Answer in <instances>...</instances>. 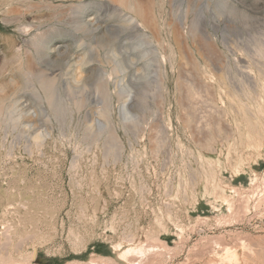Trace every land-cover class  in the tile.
Here are the masks:
<instances>
[{
    "label": "rangeland",
    "instance_id": "1",
    "mask_svg": "<svg viewBox=\"0 0 264 264\" xmlns=\"http://www.w3.org/2000/svg\"><path fill=\"white\" fill-rule=\"evenodd\" d=\"M126 2L0 0V264H264V0Z\"/></svg>",
    "mask_w": 264,
    "mask_h": 264
},
{
    "label": "bare ground",
    "instance_id": "2",
    "mask_svg": "<svg viewBox=\"0 0 264 264\" xmlns=\"http://www.w3.org/2000/svg\"><path fill=\"white\" fill-rule=\"evenodd\" d=\"M135 1H136V0H127V2H126V8H127L128 10H130L131 12L135 11V7H136ZM101 2H102V1H101ZM117 6H118V5H117ZM122 6H123V5H122ZM157 6H158V5H157ZM124 7H125V6H124ZM136 9H137V8H136ZM138 9H139V8H138ZM138 9H137V10H138ZM116 10H117V9H116ZM124 11H125V10H124ZM141 11H142V12H141ZM141 11H138V13H137L139 16L136 14V15L138 16V18L141 20V21H140V20L138 19V20L140 21L139 24H138V25H139L138 27H140V26H142V27H145V26L148 27V26H147L148 24H149V25L152 24V19L150 18V20H148V19H149V18H148L149 16L147 15L148 17H146V16L144 15L145 13L148 14V13H147L148 11L145 10V11H146V12H145L144 9H142V7H141ZM135 13H136V11H135ZM135 13H134V15H135ZM141 13H142V16H140ZM143 13H144V14H143ZM160 13H161V12H160ZM156 14H157V13H156ZM162 14H163V13H162ZM120 15H121V14H120ZM157 17H158V16H157ZM132 18H134V17H129V16H128L127 18H125V19L123 20V22H124V21H127V22H128L129 20H132ZM147 18H148V19H147ZM121 19H122V18H121ZM82 20H83V19H82ZM136 20H137V19H136ZM130 22H132V21H130ZM134 22H135V21H134ZM150 22H151V23H150ZM136 23H137V22H136ZM136 23H134V24H136ZM176 23H177V22H176ZM132 24H133V23H132ZM163 24H164V23H163ZM173 24H174V23H173ZM93 25H94V24H93ZM176 25H177V24H176ZM176 25H175V26H176ZM136 26H137V25H136ZM136 26H135V27H136ZM121 27H122V26H121ZM146 27H145V28H146ZM88 28H89V27H88ZM151 28H152V27H151ZM151 28H150V29H151ZM142 29H143V28H142ZM152 29H153V28H152ZM176 29H177V28H176ZM139 30H140V29H139ZM154 30H155V29H154ZM170 31H171V30H170ZM179 32H180V31H179ZM137 33H139V32H137ZM144 34H145V33H144ZM154 34H155V33H154ZM169 34H170V33H169ZM205 36H206V35H205ZM145 37H146V36H145ZM161 37H162V36H161ZM206 37H207V36H206ZM143 38H144V37H143ZM181 38H182V37H181ZM161 39H162V38H161ZM179 39H180V38H179ZM139 40H140V39H139ZM154 40H155V39H154ZM145 41L147 42V40H145ZM162 41H163V40H162ZM35 42H36V41H35ZM143 43H144V42H143ZM169 43H170V42H169ZM33 45H34V43H33ZM37 45H38V44H37ZM182 45H183V44H182ZM160 46H161V45H160ZM167 46H168V45H167ZM174 46H175V45H174ZM34 47H35V45H34ZM50 47H51V46H50ZM169 48H170V47H169ZM34 49H35V48H34ZM51 49H52V48H51ZM152 49H153V48H152ZM36 50H37V49H36ZM143 50H145V49H143ZM146 51H147V50H146ZM148 51H149V50H148ZM155 51H156V50H155ZM34 52H35V51H34ZM137 52H138V51H137ZM180 52H181V51H180ZM42 53H43V52H42ZM112 54H114V53H112ZM141 54H142V53H141ZM152 54H154V53H152ZM152 54H151V55H152ZM162 54H163V53H162ZM169 54H171V53H169ZM35 57H36V56H35ZM114 57H115V54H114ZM116 57H117V56H116ZM164 57H165V56H164ZM115 59H116V58H115ZM119 60H120V59H119ZM119 60H118V61L116 60L115 63L113 62L114 66H113L112 68H113L114 70H117V69L120 67V64H122V62L119 61ZM148 60H149V59H148ZM166 60H167V59H166ZM112 61H113V60H112ZM146 61H147V60H146ZM120 62H121V63H120ZM81 65H82V64H81ZM121 67H122V65H121ZM121 67H120V68H121ZM121 69H122V68H121ZM111 70H112V69H111ZM116 72H117V71H116ZM77 73H78V72H77ZM113 73H114V72H113ZM117 73H118V72H117ZM30 75H31V74H30ZM78 75H79V74H78ZM114 75H115V74H114ZM220 75H221V74H220ZM30 77H31V76H30ZM43 77H44V76H43ZM43 77H42V78H43ZM219 77H220V76H219ZM108 78H109V77H108ZM40 79H41V78H40ZM224 79H225V78H224ZM256 79H257V78H256ZM77 81H78V80H77ZM38 82H39V81H38ZM41 82H42V83H40L39 87L41 86L42 89H43V87H44V88H45V87H48V86H49V83H50V82L48 83V81L45 82V80H41ZM218 82H219V81H218ZM30 83H31V82H30ZM220 83H222V82H220ZM37 85H38V84H37ZM254 85H255V84H254ZM231 86H232V85H231ZM226 87H227V86H226ZM41 88H40V89H41ZM49 88H50V87H48V89H49ZM45 90H47V89L45 88ZM42 91H43V90H42ZM236 91H238V89H237ZM46 92H47V91H46ZM46 92H45V93H46ZM253 92H254V89H253ZM228 93H229V92H228ZM231 93H232V92H231ZM236 93H237V92H236ZM46 95H49V96H50L51 94L46 93ZM46 95H45V96H46ZM236 95H237V94H236ZM229 97H230V96H229ZM238 97H239V96H238ZM48 98H50V97H48ZM231 98H232V97H231ZM50 99H51V98H50ZM229 100H231V99H229ZM232 100H233V99H232ZM51 101H52V99H51ZM81 101H82V100H81ZM76 105H78V103H76ZM231 105H232V104H231ZM233 108H234V107H233ZM221 111H222V110H221ZM216 112H218V111H216ZM190 113H191V112H190ZM218 113H219V112H218ZM260 115H261V114H260ZM261 116H262V115H261ZM191 117H192V116H191ZM215 117H216V116H215ZM218 119H219V118H218ZM246 119H247L246 122H247V127H248V129L251 131L252 134H254V133L257 131V126H256L255 124H253L248 118H246ZM214 120H215V119H214ZM189 122H190V121H189ZM195 123H196V122H195ZM182 124H183V123H182ZM192 124H193V123H192ZM190 127H191V126H190ZM195 127H196V126H195ZM195 127H194V128H195ZM240 127H241V126H240ZM196 128H197V127H196ZM238 128H239V126H238ZM198 130H199V129H198ZM235 132H236V131H235ZM239 139L241 140V134H240V133H239ZM257 144H258V142H257ZM233 192H234V191H233ZM245 205H246V204H245ZM239 206H240V205H239ZM238 208H239V207H238ZM240 208H241V210H242L243 208H245L244 203L241 204ZM246 209H248V208L246 207ZM240 213H242V212H240ZM241 215H242V214H241ZM126 252H127V251H126ZM2 258H3V257H2ZM6 259H7V258H6ZM1 262H2V261H1ZM1 262H0V263H1ZM2 263H4V262H2Z\"/></svg>",
    "mask_w": 264,
    "mask_h": 264
}]
</instances>
